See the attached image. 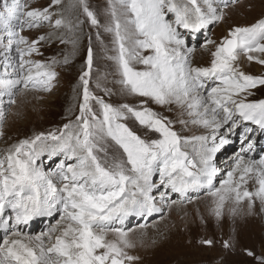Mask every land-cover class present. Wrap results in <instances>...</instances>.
<instances>
[{
  "label": "snow or ice",
  "instance_id": "1",
  "mask_svg": "<svg viewBox=\"0 0 264 264\" xmlns=\"http://www.w3.org/2000/svg\"><path fill=\"white\" fill-rule=\"evenodd\" d=\"M61 2L52 0L44 8H31L21 0L4 4L0 26L8 37L5 47L15 46L19 56L11 72L6 65L0 76V97H8L9 103H15L14 97L23 90L50 92L57 77L53 65L59 61L32 58L42 55L38 45L52 34L29 39L21 34L25 28L45 23L66 28L70 35L59 36V42L71 44L75 52L84 21L57 13L54 9ZM221 3L228 6L227 0ZM109 4L105 30L113 34L115 53L110 59L117 66L123 92L138 98V104L116 106L90 89L94 50L89 37L79 77L78 114L61 128L20 140L0 155V228L5 232L0 239V264H136L139 257L131 254L136 242L123 224L129 216L161 211L154 195L161 186L184 199H189V192L205 190L217 219L229 200L238 204L246 199L249 209L256 200L264 206V156L245 161L238 155L219 187V171L213 163L239 122L250 121L264 129V99H247L254 95L253 89L264 86V75L246 74L239 65L241 56L264 65V19L230 29L211 53L210 66L193 67V49L178 29L196 33L223 20L224 12L215 0H109ZM77 6L92 27H100L87 0L70 7ZM17 25L20 31L15 30ZM205 80L216 81L206 94ZM104 91L111 94L110 89ZM153 104L179 108L181 116L188 117L178 121L184 128L191 124L210 131L183 135L176 130V121ZM130 119L155 138L137 134L127 123ZM224 128L227 131L221 132ZM251 148L248 144L241 152ZM45 153L63 154L71 162L46 173L37 163ZM249 180L254 181L255 191L244 187ZM165 195L161 193V200ZM54 213H59V220L40 235L28 236L15 228ZM229 246L225 241L224 247ZM257 259L264 264V257Z\"/></svg>",
  "mask_w": 264,
  "mask_h": 264
},
{
  "label": "rangeland",
  "instance_id": "2",
  "mask_svg": "<svg viewBox=\"0 0 264 264\" xmlns=\"http://www.w3.org/2000/svg\"><path fill=\"white\" fill-rule=\"evenodd\" d=\"M13 2L14 0H0V14L4 12L5 3L12 4ZM21 2L27 3L31 8H44L48 7L52 0H21ZM77 3L78 0H62L61 4L54 9L57 13L63 12L73 21L77 17L84 21L77 33L79 42L75 52L71 44L59 42V36L70 35L66 28L54 29L50 24L45 23L40 28H25L21 33L29 39H35L40 35L47 37L49 33L52 34L51 39L41 41L38 45L42 55L33 54L32 58L47 63L53 59L59 61L53 65L57 77L53 81L50 92L23 90L14 97L15 103H9V98L6 96L0 97V132L3 133L0 135V155H3L7 148L20 140L30 139L39 133L47 134L61 128L69 122V119H74L75 114H78L79 77L84 70L89 37H91V45L94 50L90 89L116 106L124 103L138 104V98L123 92L117 66L114 60L110 59L115 53L113 34L105 30L111 11L109 0H87L90 10L96 13L101 22L99 28L92 27L87 22L78 6L70 7ZM215 3L224 12L223 20L210 24L207 29H202L198 34L183 28L178 29L186 46L193 49L190 56L193 67L210 66L211 53L230 29L238 26H250L258 20L264 19V0H228L227 7H224V4L219 0H215ZM13 24L16 22L13 21ZM15 30L20 31L18 25ZM193 39L195 40L191 41ZM208 40L216 43L209 44ZM7 43V33L3 26H0V76H3L6 65H8L7 71L11 72V66L18 64L19 61L15 46L10 49L6 48ZM65 57L68 58L67 63H64ZM239 65L246 74L264 75V65L248 61L243 56H241ZM215 84V81L209 83V80H205L207 87L205 94ZM104 88L110 89L111 94H106ZM252 91L254 95L248 96V101L264 99V86ZM151 107L176 121V130L182 131L183 135H203L210 131L191 124L184 128L178 121L181 118L188 119V117H182L180 109L175 106L171 110L160 108L154 104ZM127 123L143 138H155V134L142 128L134 120L130 119ZM252 128L254 129V125ZM252 134V143L254 144L259 136L264 135V132L249 133V135ZM244 135L245 133L242 134V136ZM232 140L233 146L231 149L228 148L225 153L227 157L232 152H238L242 147L240 143L236 142L235 136ZM261 141L262 138L258 143ZM240 142L243 144L244 139H241ZM110 148L111 151L119 154L115 145H110ZM223 149L225 150V145L219 151ZM223 156L221 153L217 154V157ZM261 156H264V148L251 155V160H259ZM50 159L53 160L48 163ZM62 162L70 163L71 161H66L63 154L49 156L47 153L37 161L46 173L55 172ZM233 167L234 163L221 174L219 169L220 176L217 177V187H219V180L227 178V172ZM154 180L156 183L159 182V177H154ZM244 187L249 191H255L256 185L253 180H249ZM161 193H166L163 200H161ZM154 195L157 207L162 210L153 212L145 222L133 221L124 226L125 230L131 229L130 237L136 242V247L131 250V254L139 257L136 264H260L257 257H264V210H262L264 206L259 200L255 201L251 209H249V202L246 199L238 204L234 200H229L225 204L223 215L217 219L211 212L212 198L205 190L188 193L189 199L182 197L177 199L178 194L161 186L159 191L154 192ZM173 200L176 201L175 204L171 203ZM232 209H235L234 213L231 211ZM51 217L50 226L57 223L59 213H54ZM44 220L45 218L43 223ZM141 225H146V227L142 228ZM11 230L9 229L8 234H11ZM47 230L48 228L42 231L46 232ZM31 234L28 236H37L41 234V230ZM4 235L5 232L2 236L4 237ZM208 239L213 241L211 245L201 242ZM225 241H228L230 245L227 248L224 247ZM248 251L254 255L249 256Z\"/></svg>",
  "mask_w": 264,
  "mask_h": 264
},
{
  "label": "bare ground",
  "instance_id": "3",
  "mask_svg": "<svg viewBox=\"0 0 264 264\" xmlns=\"http://www.w3.org/2000/svg\"><path fill=\"white\" fill-rule=\"evenodd\" d=\"M198 34V32H196ZM195 39L191 40V41H194ZM254 124H252L251 122H247V121H241L237 124L236 128L234 129V131L232 132V134H228L227 135V139L229 141L228 144L225 145V150H221V151H218L216 153V156L213 160V163L215 164L216 168L221 170L220 171V174L227 168H229L230 166L233 165L234 163V160L237 158L238 155H243L244 157L248 158V159H245V161H248V160H251V155H254L256 153H258V150H261L264 148V135L263 136H259L258 140H256L254 142V144L252 143V140H253V134L252 135H249V133H253L254 131L256 132V134L258 132H264V129L262 128H259L256 124L254 125V129L251 127H253ZM249 127V128H248ZM247 128V129H246ZM251 129V131L249 132V130ZM253 131V132H252ZM221 132H225V128L224 129H221ZM245 133L244 136L241 137V135ZM232 136V137H229V136ZM233 136H235L237 139H238V143H240V139H244V142L243 144L240 143V146H242L241 148H239V151L238 152H232L230 153V155L227 157L225 155L226 153V150L229 148L231 149V147L233 146ZM243 137H246V138H243ZM262 138V141L260 143H258ZM248 144H251L252 145V148L245 151V152H241V149L242 148H245L247 149V146ZM235 151V150H234ZM218 153H221L223 154L224 156L223 157H217V154ZM53 160V159H52ZM50 159V161L48 163H50L52 161ZM55 160V159H54ZM220 175H218L219 177ZM159 184V182H157ZM178 194V193H176ZM157 195V194H156ZM180 198V195L178 194L177 195V199ZM56 214V213H55ZM52 218V217H51ZM50 218V219H51ZM47 218H45L46 220ZM134 218H131V221H133ZM135 221V220H134ZM53 222V221H52ZM49 221L46 222V224L43 226V219L39 220L37 223H33L32 227L31 228H28L27 229V225L25 226V228L23 227H18V226H15L16 230H19L21 232H23L24 234L26 235H30L32 232H35V231H38V230H41V233H43L42 230H45L47 228H49ZM43 227V228H41ZM10 230L12 229L11 227V224H10ZM4 233V230L2 228H0V239H2V235ZM10 235V234H9ZM32 235V234H31ZM40 235V234H38Z\"/></svg>",
  "mask_w": 264,
  "mask_h": 264
}]
</instances>
